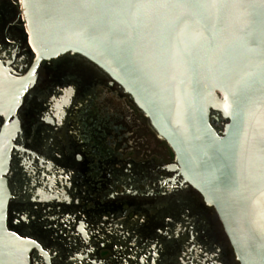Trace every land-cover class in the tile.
<instances>
[{
    "label": "flooded vegetation",
    "instance_id": "af4514ba",
    "mask_svg": "<svg viewBox=\"0 0 264 264\" xmlns=\"http://www.w3.org/2000/svg\"><path fill=\"white\" fill-rule=\"evenodd\" d=\"M19 0H0V76L24 80L0 109L9 232L28 264H239L213 207L103 71L65 54L35 67ZM219 131L222 120H212Z\"/></svg>",
    "mask_w": 264,
    "mask_h": 264
},
{
    "label": "water",
    "instance_id": "95a60500",
    "mask_svg": "<svg viewBox=\"0 0 264 264\" xmlns=\"http://www.w3.org/2000/svg\"><path fill=\"white\" fill-rule=\"evenodd\" d=\"M19 1L34 67L71 54L103 71L214 208L238 263L264 264V0ZM26 86L0 76L8 117ZM4 127L0 264H28L33 245L6 226Z\"/></svg>",
    "mask_w": 264,
    "mask_h": 264
}]
</instances>
